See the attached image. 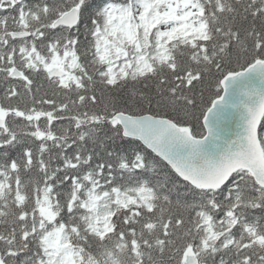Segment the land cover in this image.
I'll return each instance as SVG.
<instances>
[{
    "label": "snow or ice",
    "instance_id": "snow-or-ice-1",
    "mask_svg": "<svg viewBox=\"0 0 264 264\" xmlns=\"http://www.w3.org/2000/svg\"><path fill=\"white\" fill-rule=\"evenodd\" d=\"M0 264H264V0H0Z\"/></svg>",
    "mask_w": 264,
    "mask_h": 264
}]
</instances>
